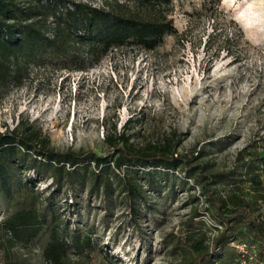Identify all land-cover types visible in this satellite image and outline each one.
<instances>
[{
    "label": "rangeland",
    "instance_id": "rangeland-1",
    "mask_svg": "<svg viewBox=\"0 0 264 264\" xmlns=\"http://www.w3.org/2000/svg\"><path fill=\"white\" fill-rule=\"evenodd\" d=\"M258 3L222 0L215 14L210 5L203 6V0H175L171 18L178 36L184 35L180 39L166 36L152 52L113 48L86 72L32 70L22 88L9 85L1 91L0 131L23 120L40 128L59 151L102 155L107 153V133H112L115 124L117 131H122L131 118L125 133L134 148L158 144L175 134L177 154L190 159L202 156L201 160L218 174V192L239 188L252 199L255 184L245 181L248 177L243 175L244 165L238 159L247 155L238 153L244 150L246 154L264 155V6ZM213 14L219 29L228 28L231 20L241 29L237 59L225 53L218 58L211 51L205 54ZM217 41L212 39L211 43ZM127 170L111 168L110 176L115 182ZM137 170L144 192L132 216L118 190L108 211L100 198L89 193L86 184L77 183L69 189L72 205L70 197L65 202L67 186L55 195L71 219L68 243L75 234L82 240L88 230L93 232L92 248L77 254L70 245L65 264H188L196 256L187 250L184 240L180 251L170 242L178 235L184 238L187 229L182 226L194 210L202 212L195 222L203 223L206 235L210 238L215 234L218 225L204 211L205 200L196 182L186 180L180 169L164 172L150 168L158 173L151 187L148 176L141 168ZM259 170L264 180L263 167ZM50 184L51 178L45 174L36 182L41 193H51ZM3 210L0 207V219ZM259 213L264 221V209ZM45 243L43 236L29 249L19 248L17 254L23 264H44ZM108 252L110 259L104 255ZM233 256L227 247L220 259L206 260L205 264H224Z\"/></svg>",
    "mask_w": 264,
    "mask_h": 264
},
{
    "label": "trees",
    "instance_id": "trees-1",
    "mask_svg": "<svg viewBox=\"0 0 264 264\" xmlns=\"http://www.w3.org/2000/svg\"><path fill=\"white\" fill-rule=\"evenodd\" d=\"M174 1L103 0V7L95 8L75 0H0V93L9 85L22 88L30 80L32 70L86 72L113 48L154 51L166 36L179 35L171 18ZM221 1L203 0V6L210 5L216 14ZM215 14L209 17L213 29L204 43L205 54L211 51L218 58L225 53L232 60L237 59L242 31L232 20L228 28L219 29ZM212 39L218 40L215 45ZM130 122L128 118L122 131H117L115 124L112 133H107L104 138L107 153L102 155L84 150L59 151L51 146L40 128L23 120L0 131V207L4 209L0 219V264H23L17 250L29 249L43 236L46 237L42 248L44 264H65L70 245L77 254L91 249L92 230L82 240L75 234L68 243L71 219L55 195L67 186L65 202L70 197L72 205L69 189L77 183L86 184L89 193L100 198L108 211L118 190L132 216L140 206L139 200H143L138 168L148 176L151 187L158 173L149 171L150 168L164 172L180 169L186 180L199 185L206 204L204 211L210 213L220 229L216 228L209 238L202 230L203 223L195 222L202 212L194 210L182 226L187 229L184 238L178 235L170 242L175 251H180L179 244L184 240L187 250L196 256L188 264L220 259L232 242L253 246L257 257L264 262V221L259 213L264 209V180L259 170L263 167L264 171V155L246 154L244 150L238 153L247 155L238 159L244 165L243 175L248 177L245 181L255 184L252 199L239 188L220 193L216 190L218 174L201 160L202 156L190 159L176 153L175 134L158 144L134 148L125 133ZM110 151L112 155L108 154ZM111 168L128 170L114 182ZM43 174L51 178V193L38 191L36 182ZM231 249L232 261L224 264H238V255ZM104 255L111 258L109 252Z\"/></svg>",
    "mask_w": 264,
    "mask_h": 264
},
{
    "label": "built area",
    "instance_id": "built-area-1",
    "mask_svg": "<svg viewBox=\"0 0 264 264\" xmlns=\"http://www.w3.org/2000/svg\"><path fill=\"white\" fill-rule=\"evenodd\" d=\"M86 3L92 7L100 8L103 7V0H75ZM220 229V226H218ZM231 248H233L238 255V264H264L255 252L253 246H249L246 242H232L230 243Z\"/></svg>",
    "mask_w": 264,
    "mask_h": 264
},
{
    "label": "bare ground",
    "instance_id": "bare-ground-1",
    "mask_svg": "<svg viewBox=\"0 0 264 264\" xmlns=\"http://www.w3.org/2000/svg\"><path fill=\"white\" fill-rule=\"evenodd\" d=\"M258 1H259L258 6H260V7H261V5L264 6L263 3H260V0H258ZM263 1H264V0H263Z\"/></svg>",
    "mask_w": 264,
    "mask_h": 264
}]
</instances>
